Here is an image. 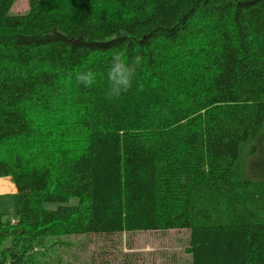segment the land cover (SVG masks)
Wrapping results in <instances>:
<instances>
[{
  "label": "trees",
  "instance_id": "trees-1",
  "mask_svg": "<svg viewBox=\"0 0 264 264\" xmlns=\"http://www.w3.org/2000/svg\"><path fill=\"white\" fill-rule=\"evenodd\" d=\"M15 1L0 0V177L17 188L0 264H36L43 238L171 229L190 231L191 264H264V0ZM114 52L141 62L109 98Z\"/></svg>",
  "mask_w": 264,
  "mask_h": 264
},
{
  "label": "rangeland",
  "instance_id": "rangeland-1",
  "mask_svg": "<svg viewBox=\"0 0 264 264\" xmlns=\"http://www.w3.org/2000/svg\"><path fill=\"white\" fill-rule=\"evenodd\" d=\"M30 2L16 0L11 13L27 12ZM14 210V194L1 195L0 214L13 217ZM17 222L15 218L11 221L12 225ZM6 245H10V239ZM189 247L190 231L171 229L43 238L34 244L30 254L36 264H191Z\"/></svg>",
  "mask_w": 264,
  "mask_h": 264
},
{
  "label": "clouds",
  "instance_id": "clouds-1",
  "mask_svg": "<svg viewBox=\"0 0 264 264\" xmlns=\"http://www.w3.org/2000/svg\"><path fill=\"white\" fill-rule=\"evenodd\" d=\"M141 62L139 55L131 62L126 61L121 52H114L107 69L108 97L118 98L132 87L133 78ZM78 83L90 87L95 83V73L92 70L81 71L76 75Z\"/></svg>",
  "mask_w": 264,
  "mask_h": 264
},
{
  "label": "crops",
  "instance_id": "crops-1",
  "mask_svg": "<svg viewBox=\"0 0 264 264\" xmlns=\"http://www.w3.org/2000/svg\"><path fill=\"white\" fill-rule=\"evenodd\" d=\"M16 185L10 177H0V196L5 194H15Z\"/></svg>",
  "mask_w": 264,
  "mask_h": 264
}]
</instances>
